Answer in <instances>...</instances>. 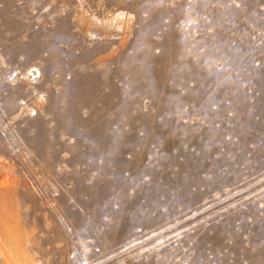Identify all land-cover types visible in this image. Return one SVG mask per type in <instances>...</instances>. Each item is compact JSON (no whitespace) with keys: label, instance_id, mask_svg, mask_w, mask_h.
<instances>
[{"label":"rangeland","instance_id":"obj_1","mask_svg":"<svg viewBox=\"0 0 264 264\" xmlns=\"http://www.w3.org/2000/svg\"><path fill=\"white\" fill-rule=\"evenodd\" d=\"M0 264H264V0H0Z\"/></svg>","mask_w":264,"mask_h":264}]
</instances>
